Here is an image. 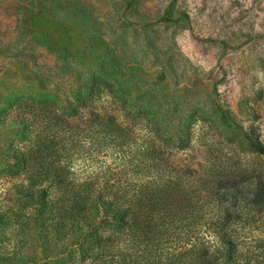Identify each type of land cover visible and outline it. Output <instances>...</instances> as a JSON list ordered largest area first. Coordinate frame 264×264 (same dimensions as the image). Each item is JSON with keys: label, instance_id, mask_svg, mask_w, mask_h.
Listing matches in <instances>:
<instances>
[{"label": "rangeland", "instance_id": "obj_1", "mask_svg": "<svg viewBox=\"0 0 264 264\" xmlns=\"http://www.w3.org/2000/svg\"><path fill=\"white\" fill-rule=\"evenodd\" d=\"M250 142L264 149V0H0V264H226L227 242L232 264H264ZM48 169L57 208H86L90 176L123 182L141 230L103 212L49 226L25 204Z\"/></svg>", "mask_w": 264, "mask_h": 264}, {"label": "trees", "instance_id": "obj_2", "mask_svg": "<svg viewBox=\"0 0 264 264\" xmlns=\"http://www.w3.org/2000/svg\"><path fill=\"white\" fill-rule=\"evenodd\" d=\"M79 120L78 116L74 115H66L63 118V124L62 125H79L77 121ZM250 148L252 151L256 154H263L264 149L262 144L259 142H250L249 143ZM26 153H30V149H26ZM24 152V153H25ZM19 154V153H18ZM20 157L16 159V157L13 155L11 156L10 160V167L11 173L18 174L22 171H26V165L27 161L24 158L23 153L20 152ZM39 162V161H38ZM37 163V162H36ZM41 163L40 169H47L48 165L44 164L43 161H40L38 164ZM42 171V170H41ZM44 175H36L33 183L30 185L31 186V194L27 198L26 203H33L36 205L39 209L41 210H48V214L52 215H46L45 219L51 222V225H57V218L63 219L65 218L68 221V225L73 222V219L81 220L84 223V221H88L89 225L92 226L93 224L99 223L101 224L102 217L99 215L100 212H103L104 214H111L113 222L116 224V229L120 231V229L125 228V225H127L128 221L130 219H133L134 221V226H135V231L136 230H141V221L139 220L140 214L138 211V207L140 202L138 199H133V198H138L136 195L138 192H133V194L128 195V192L125 190V188L121 185H123V182H118L119 185L116 187L115 191H112L111 186L109 188H101L100 190L97 189L98 191H94V186L98 185L99 183V178L97 176H90L88 177V181L86 182L87 179H84V181L81 182V184L86 183L87 185V190L85 192V197L86 198V204L87 207L85 208L82 203L77 204L75 207L76 209H67V207H60L57 208L55 206L54 201H52L50 198H45L46 197V191L47 189L51 188L54 186L55 189H58L59 186L62 184V179H60L58 174H55V171H51V169H48L44 171ZM121 184V185H120ZM102 185H106L105 182L102 183ZM128 184H125L127 186ZM37 186V187H36ZM53 189V188H52ZM104 192V193H103ZM78 195H76L77 197ZM75 197V198H76ZM83 201L82 199H80ZM252 202L255 204H264V180H261L254 191ZM102 205L101 207H96L99 205ZM61 210V213H58L57 211L53 213V210ZM85 210L89 213H94L93 216L88 218V215L85 214ZM136 210V211H135ZM132 211V212H130ZM134 211V212H133ZM74 212L75 216H73L71 213ZM130 212V213H129ZM57 215V217L55 216ZM76 221V223H77ZM109 221H106L104 223H108ZM75 223V225H76ZM60 224V223H59ZM58 226H61L59 225ZM98 225V224H97ZM76 228V226L72 225L71 229ZM127 229L129 230L130 227L128 226ZM112 234V233H111ZM93 238L95 240H98V231H95L93 233ZM124 239L127 238L126 235L123 237ZM232 244L230 242H227V245L225 247L223 259L225 260L226 264H232V250H231Z\"/></svg>", "mask_w": 264, "mask_h": 264}]
</instances>
